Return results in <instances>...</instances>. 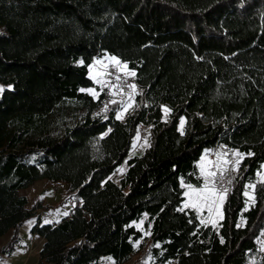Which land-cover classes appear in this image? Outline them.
Instances as JSON below:
<instances>
[{"label":"trees","instance_id":"trees-1","mask_svg":"<svg viewBox=\"0 0 264 264\" xmlns=\"http://www.w3.org/2000/svg\"><path fill=\"white\" fill-rule=\"evenodd\" d=\"M107 54L140 89L123 120L104 92L81 91ZM0 82V238L12 231L0 257L37 215V264H123L137 252V264H264V0H0ZM141 125L150 142L116 182ZM219 146L242 159L213 226L182 207V183L201 185L198 162ZM43 178L75 197L58 222L20 193Z\"/></svg>","mask_w":264,"mask_h":264},{"label":"rangeland","instance_id":"rangeland-1","mask_svg":"<svg viewBox=\"0 0 264 264\" xmlns=\"http://www.w3.org/2000/svg\"><path fill=\"white\" fill-rule=\"evenodd\" d=\"M115 57L120 61V64H116L112 60ZM126 63L121 61L116 56L107 54L100 58H95L90 66L89 76L94 80L95 86L84 87L93 89L96 93L94 96L98 98L102 92L106 96V100L109 103L118 107L117 117L124 119L127 112L135 107L136 98L140 92L139 86L136 83L135 76L129 75V72H133L127 66ZM127 65V64H126ZM134 85V88L132 87ZM0 89H4V86L0 82ZM2 92V91H0ZM88 92V91H87ZM181 120L184 121L181 125ZM179 122V130L183 132L186 123V117H182ZM150 142V131L147 126H140L139 131L135 137L133 149L129 156L124 160L123 164L113 173L110 178L118 182L122 174L128 168V159L134 155H142L145 148ZM239 153L240 155H237ZM210 154L215 155L214 162L218 165V170L223 171L225 176L229 177L227 180H220L216 178V174L212 177L208 176L211 171V164L213 160L210 158ZM242 155L238 150L227 149L223 146H219L215 149L205 151L201 156L198 166L200 174L203 178L201 185L188 184L183 182L182 185L185 188V200L182 203L183 208H191L196 210L200 219L207 225L218 226L224 218V203L227 200V194L232 189L231 183L235 184V177L238 176L240 169V162ZM264 179V166L263 171L259 174V180ZM209 189H213L215 195L204 191L205 186ZM70 185L65 181H54L47 178L38 179L31 185L20 189V193L26 195L29 200V207L36 201L43 200L44 206L37 209L35 212L42 218L43 223H54L60 221L63 217L69 215L76 205L75 197L71 196L72 192L69 191ZM196 189L201 191L202 195L198 198L192 191ZM245 193L249 202L255 199V185L247 184ZM223 196V202H220L219 197ZM215 200V203H212ZM196 204V207H186L189 204ZM211 208V211L209 210ZM148 214L145 213L144 217L135 221L134 224L143 231L144 238L140 242H145L149 237L150 225L146 222ZM38 222V216L35 215L27 222H25L19 229V242L16 245L15 251L10 255H4L0 257V264H37L39 262L40 249L43 239L32 233V228ZM12 236V231L7 232L0 238V247L7 244ZM140 242L136 243V246ZM259 249L264 254V230L262 235L258 239ZM141 253L137 252L132 255L131 259L123 264H137L140 259ZM257 256H253L249 259L247 264H254ZM99 264H118L112 256H104ZM140 264H152L148 258ZM168 264V263H167Z\"/></svg>","mask_w":264,"mask_h":264},{"label":"snow or ice","instance_id":"snow-or-ice-1","mask_svg":"<svg viewBox=\"0 0 264 264\" xmlns=\"http://www.w3.org/2000/svg\"><path fill=\"white\" fill-rule=\"evenodd\" d=\"M112 60L115 61L116 64H118V65L120 64V61L117 60L115 57H112ZM81 63H82V61H81ZM123 67H124V68H127V65L125 64V65H123ZM128 74H129V75H132V76H135V72H129ZM132 87L134 88V85H133ZM0 91H2V89H0ZM81 91H85V90H84V89H81ZM87 91H88L89 93H91L92 95H94V96L96 95V93H95V91H94L93 89H88ZM164 111H165V113H168L170 110L167 109V108H165ZM120 118H121L120 116L117 117V119H120ZM183 123H184V121L181 120V125H183ZM237 155H240V154L237 153ZM214 175H215L214 172H209V173H208V176H209V177H212V176H214ZM192 191L197 195L198 198L202 195L201 191H199V190L192 189ZM204 191H207V192L211 193L212 195H215L214 190H213V189H209V188L207 187V185L205 186ZM219 199H220V202L222 203L224 197H223V196H220ZM215 202H216L215 200H212V203H215ZM186 207H194V208H195V207H196V204H195V203H193V204H189V205H186ZM209 210L211 211V208H210Z\"/></svg>","mask_w":264,"mask_h":264},{"label":"built area","instance_id":"built-area-1","mask_svg":"<svg viewBox=\"0 0 264 264\" xmlns=\"http://www.w3.org/2000/svg\"><path fill=\"white\" fill-rule=\"evenodd\" d=\"M141 126H146V125H141ZM210 158L213 160V163L211 164V171H213L216 174V178L220 179V180H227L229 177L225 176V173L223 171L218 170V165L216 162H214L215 160V155L214 154H210ZM231 183V188L233 189L234 185Z\"/></svg>","mask_w":264,"mask_h":264},{"label":"crops","instance_id":"crops-1","mask_svg":"<svg viewBox=\"0 0 264 264\" xmlns=\"http://www.w3.org/2000/svg\"><path fill=\"white\" fill-rule=\"evenodd\" d=\"M94 60H95V59H94ZM94 60H93V61H94ZM209 152H210V150H209ZM41 238H42V237H41ZM42 239H43V238H42Z\"/></svg>","mask_w":264,"mask_h":264}]
</instances>
